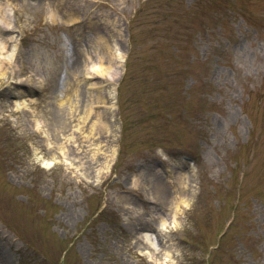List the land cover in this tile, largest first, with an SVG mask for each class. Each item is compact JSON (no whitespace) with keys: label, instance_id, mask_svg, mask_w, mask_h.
<instances>
[{"label":"rangeland","instance_id":"374dc122","mask_svg":"<svg viewBox=\"0 0 264 264\" xmlns=\"http://www.w3.org/2000/svg\"><path fill=\"white\" fill-rule=\"evenodd\" d=\"M0 3V264H264V0Z\"/></svg>","mask_w":264,"mask_h":264},{"label":"bare ground","instance_id":"6f19581e","mask_svg":"<svg viewBox=\"0 0 264 264\" xmlns=\"http://www.w3.org/2000/svg\"><path fill=\"white\" fill-rule=\"evenodd\" d=\"M0 9L1 10H3V12H4V15L5 16H7V13H9L8 12V10H7V8H6V6H5V4L4 3H0ZM53 14H54V12H52ZM51 12H50V15L52 14ZM52 16V15H51ZM8 21V20H7ZM8 23V22H7ZM11 41H13L12 40V37H7V38H0V50L2 51V52H5L6 53V57H8V60H11V58H12V56H13V52H14V50H15V48L13 47V46H11V47H8V43L9 42H11ZM14 45V44H13ZM119 57H122V55L120 54V56ZM114 58V57H113ZM123 58H120V60L119 61H121ZM118 59H116V58H114L111 62H110V64H112L113 65V67H114V70H113V72L110 74V72L108 71V68H105L104 69V67H102L100 64H98L97 63V61H94V60H92V69H93V72H95L96 74L97 73H99V72H102V70L103 71H105L107 74H110V77H112V78H115L116 77V75L118 74ZM23 95V94H22ZM96 96H97V99H101L102 98V95H101V92L99 91V92H97L96 93ZM67 98L65 97V96H63L62 97V95H61V98H60V102L61 103H64L65 102V100H66ZM28 98H25L24 97V95L23 96H21V98H20V100H15L13 103H12V105H11V110H13V111H17V110H21V109H24V107H26V105L28 104ZM13 106V107H12ZM91 113H92V109H91V107L90 108H88V111H87V113H86V118H88L91 122L93 121V123H94V129H95V132L94 133H97L98 132V127H96V122L94 121L95 119H99L100 117H99V114L100 113H97L96 114V112H95V115L93 116L94 117V120H92L91 118H90V116H92L91 115ZM35 126L38 128L39 126H40V122H39V120L37 119L36 121H35ZM55 157H59L57 154H52V158H55ZM44 161V160H43ZM50 162H48L47 164H49ZM163 193V192H162ZM181 205L182 206H184V205H186V199L185 198H181ZM143 228V230L141 231H139L138 232V236H137V238L141 241V242H146V243H149V245H151V246H155L156 247V241H157V239H156V237L153 235V233L152 232H150V229H147V227H145V226H143L142 227ZM141 242H139V243H141ZM158 242V241H157ZM142 244V243H141ZM140 247V246H139ZM150 246H146L145 244H144V246L143 247H140L139 248V250H140V253H147V251H148V248H149Z\"/></svg>","mask_w":264,"mask_h":264}]
</instances>
